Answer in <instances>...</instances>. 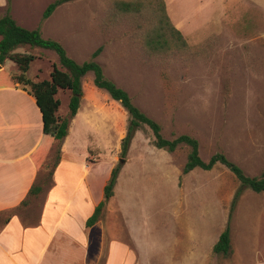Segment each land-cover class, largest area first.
Wrapping results in <instances>:
<instances>
[{
	"label": "rangeland",
	"instance_id": "374dc122",
	"mask_svg": "<svg viewBox=\"0 0 264 264\" xmlns=\"http://www.w3.org/2000/svg\"><path fill=\"white\" fill-rule=\"evenodd\" d=\"M53 1L11 0L10 14L21 27L39 28L43 38L60 43L76 63L88 61L101 47L95 60L105 77L160 125L163 138L190 136L198 141L203 161L221 152L247 176L260 175L264 170V0H161L186 46L156 52L148 51L144 40L155 25L158 0H149L151 6L143 2L137 14L122 11L119 4L138 0H66L42 22L44 9ZM6 3L0 0V17ZM25 48L35 56L27 78L49 79L52 65L59 67L56 53ZM1 72L7 78L18 73L16 67L5 70L0 65ZM92 79L91 73L81 79L82 90L95 107L94 130L85 126L95 134L87 159L92 168L87 177L91 199L100 196L98 187L105 178L106 184L112 168L119 165L120 171L99 220L82 228V237L76 228L73 254L67 256L74 257L75 264H212L216 258L212 245L225 227L237 180L221 165L182 175L188 147L181 145L173 153L156 149L147 127L135 132L122 156L128 115ZM6 98L17 102L13 96ZM56 98L60 100L57 114L65 117L70 92L59 90ZM98 117L102 121L96 125ZM59 144L52 145L36 183L41 191L51 182ZM84 147L77 144L72 151L80 174ZM77 176H70L67 185ZM39 194L32 203L35 217L44 197V192ZM8 215H0V228ZM24 219L30 224L37 218ZM230 229L234 255L226 261L218 255L220 264L264 256V192L242 194Z\"/></svg>",
	"mask_w": 264,
	"mask_h": 264
},
{
	"label": "crops",
	"instance_id": "0c3cea01",
	"mask_svg": "<svg viewBox=\"0 0 264 264\" xmlns=\"http://www.w3.org/2000/svg\"><path fill=\"white\" fill-rule=\"evenodd\" d=\"M6 96H13L17 102L9 101ZM92 104L94 102L82 90L68 135L63 141L54 142L60 143L59 155L49 186L39 194L42 196L44 192V197L35 217L32 203L37 197L28 196V193L36 185L51 152L42 166L36 168L31 156L42 135L41 113L35 100L22 87H0V215L9 213L8 221L0 228V264H75L74 257L67 256L73 250V241L77 240L75 230L78 228L82 237L81 229L102 200L106 180L98 187L100 196L92 200L91 183L87 181L92 168L87 159L91 157L90 147L94 144L95 134L85 130L86 125L94 130L91 114L95 107L92 108ZM99 117L94 124L101 123ZM77 144L84 145L87 150L81 174L72 158ZM74 173L78 174L76 180L67 185ZM24 218L37 219H32L29 224ZM80 235L79 240L82 239ZM230 253L227 257L222 256L225 261L233 257V251ZM60 254H64L63 258ZM259 256L236 264H264V256ZM215 257L212 264H220L218 255Z\"/></svg>",
	"mask_w": 264,
	"mask_h": 264
},
{
	"label": "trees",
	"instance_id": "16d2710c",
	"mask_svg": "<svg viewBox=\"0 0 264 264\" xmlns=\"http://www.w3.org/2000/svg\"><path fill=\"white\" fill-rule=\"evenodd\" d=\"M10 1L6 0L7 9L4 15L0 17V65L5 70L16 67L18 73L7 78L5 72H1L0 87L20 85L35 100L36 106L41 113L42 135L38 146L31 156L35 167L39 168L42 166L54 142H61L68 135L70 122L77 113L82 97L81 79L86 74L91 73L93 85L97 89L105 91L110 99L118 102L128 115L126 132L120 144L122 156L126 155L135 132L142 127H147L153 135V146L156 149L173 153L181 145L188 147L189 151L181 172L182 175H186L194 169L210 171L216 165H221L237 180L238 187L229 206L225 227L212 247L213 254L227 257L231 249L230 225L232 213L238 200L246 190L254 193L264 192V170L259 176L249 177L237 164L229 161L221 152L213 154L208 161H203L199 156L198 141L190 136L180 135L172 140L163 138L160 125L141 112L132 103L126 91L105 77L102 67L95 60L101 52V47L91 54L88 61L81 64L76 63L68 57L60 43L43 38L39 28L26 29L18 25L10 14ZM65 1L55 0L49 3L41 15V21L47 20L56 8ZM143 2H146L149 6L152 5L149 0H138L136 2H121L119 8L124 12H135L137 14L145 6H143ZM154 11L156 16L155 25L144 40L146 49L156 52L185 47L186 44L181 33L171 24L161 0L157 1ZM26 46L50 50L56 53L59 67L56 64L52 65L49 79L33 82L27 78V72L30 64L35 60V56L25 48ZM59 90L70 92L68 113L65 117L57 114L60 100L56 98V95ZM119 171V165L112 168L109 178L103 187L102 200L97 204L92 215L86 220V228H91L99 220L105 204L113 197ZM40 191V187L34 185L30 189L28 196H36Z\"/></svg>",
	"mask_w": 264,
	"mask_h": 264
},
{
	"label": "water",
	"instance_id": "95a60500",
	"mask_svg": "<svg viewBox=\"0 0 264 264\" xmlns=\"http://www.w3.org/2000/svg\"><path fill=\"white\" fill-rule=\"evenodd\" d=\"M120 163H124V160H120Z\"/></svg>",
	"mask_w": 264,
	"mask_h": 264
}]
</instances>
